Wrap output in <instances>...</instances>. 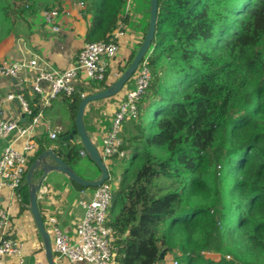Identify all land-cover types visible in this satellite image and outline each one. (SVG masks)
I'll list each match as a JSON object with an SVG mask.
<instances>
[{"label":"trees","instance_id":"16d2710c","mask_svg":"<svg viewBox=\"0 0 264 264\" xmlns=\"http://www.w3.org/2000/svg\"><path fill=\"white\" fill-rule=\"evenodd\" d=\"M63 1L0 0V43ZM73 1L86 4L88 42L109 40L129 17L126 0ZM146 59L152 78L139 117L124 125L107 222L118 264H158L168 253L176 264H264V0H160ZM107 78L98 86L117 80ZM82 93L61 94L74 126L41 138L30 165L50 146L73 168L89 157L78 134L65 139Z\"/></svg>","mask_w":264,"mask_h":264},{"label":"built area","instance_id":"2783aa9c","mask_svg":"<svg viewBox=\"0 0 264 264\" xmlns=\"http://www.w3.org/2000/svg\"><path fill=\"white\" fill-rule=\"evenodd\" d=\"M135 1L126 0L123 15H132V4ZM76 3L80 11L85 10L86 4L83 1ZM61 14L59 9L44 13L47 25L55 33L61 31ZM121 23L122 21L110 34L109 40L86 42L78 58L63 70L49 69L38 58L0 60V76L3 77L16 78L24 71L32 69L36 71L30 81L31 90L34 93L33 100L25 96L26 87L23 82L19 83L18 91L10 93L7 97L9 100L20 101L30 121L23 124L16 117L0 120V138L5 139L16 133V140L23 139L22 147L18 148L10 143L0 155V264H8L7 258L15 257L19 261L11 264L22 262L25 244L21 239L6 237L11 221V211L2 204L6 192L12 195L13 199L22 201V189L28 185L26 176L31 166V156L40 148L35 140V128L43 119L44 109L49 107L52 101L62 93L67 95L75 93L80 80L89 83L103 82L108 79L109 68L121 50V38L127 32L126 26ZM151 78L149 63L144 57L118 97L117 108L108 118L110 125L101 134V145H96L105 163L115 158L122 160L126 156V151L121 148L124 125L127 121L139 117V101L146 94ZM82 96L86 95L82 93ZM33 106L38 107L36 114H34ZM47 129L50 130L49 127ZM57 134L56 131H48L52 139H56ZM81 153L84 155V151ZM114 177L115 180H113ZM120 180L121 173L109 172V178L96 187L92 197H83L76 202L84 211L72 236L59 226L55 215L50 213L46 217L45 227L51 237L56 264H118L115 233L107 222L113 194ZM205 253L209 256H216L211 252Z\"/></svg>","mask_w":264,"mask_h":264},{"label":"crops","instance_id":"0c3cea01","mask_svg":"<svg viewBox=\"0 0 264 264\" xmlns=\"http://www.w3.org/2000/svg\"><path fill=\"white\" fill-rule=\"evenodd\" d=\"M60 11L62 12L60 32H53L50 26L47 25L44 18L45 11L38 12L31 19L30 33L12 34L0 43V60L38 58L45 63L43 64L44 66L52 70H63L69 67L78 58L84 44L88 42L86 34L90 25V15L80 11L76 1L73 0H64ZM128 16V20L121 23L126 26L127 32L121 38L119 56L109 68L108 84L119 78L129 65L132 53L134 51L137 52L144 40L150 19L149 0H136L135 6L132 7V15L129 14ZM35 73L36 71L32 69L24 71L16 78L0 76V120L16 117L23 124H27L30 121L28 115L24 113L20 101L17 99L9 100L7 97L10 93L18 91L19 83L23 82L26 87L24 90L25 96L27 99L33 100L34 93L31 90L30 81ZM77 88H82L83 94L89 95L98 92L104 87H99L97 82L87 83L80 80ZM121 91L115 96L90 103L85 110V125L96 145H101V134L110 125L108 118L117 108L118 97L122 94ZM64 112L68 114V119H64ZM73 126L72 110L66 104L64 96L60 95L52 101L49 107L44 109L43 119L35 128V140L39 143V140L45 137L46 140L53 141L54 139L50 138L48 131H56L58 133L62 129L67 130L73 128ZM48 127L50 130L47 129ZM16 136V133H13L5 139L0 138V155L10 143L15 147H22L23 139L16 140ZM76 142L81 143L80 138H76ZM49 148L55 150V146H50ZM35 155L36 153L31 158ZM48 161L52 162V160ZM119 162L115 158L106 163L110 173H117ZM74 170L89 180H95L101 176L100 169L87 156H83L74 165ZM35 173L38 174V179L36 181L33 180V182L38 183L43 171L38 169ZM29 190L30 188L28 187V200L26 189H22L21 202L13 199L8 192L4 195L2 205L8 207L11 211V221L7 228L6 237L21 239L24 242V254L20 264H49L42 237L30 210ZM94 191V188H80L63 172L52 171L48 173L38 193L39 207L44 220L51 213L57 217L58 224L64 232L70 236L74 235L77 223L84 211L76 202L83 197H92ZM170 255L171 253H168L167 257ZM18 261L17 257L7 258L8 264ZM158 264H162V262Z\"/></svg>","mask_w":264,"mask_h":264},{"label":"water","instance_id":"95a60500","mask_svg":"<svg viewBox=\"0 0 264 264\" xmlns=\"http://www.w3.org/2000/svg\"><path fill=\"white\" fill-rule=\"evenodd\" d=\"M159 1L160 0H150V19H149V26L146 31V35L144 40L142 41L141 45L139 46L133 60L130 64L125 68L123 73L119 76V78L108 87L99 90L98 92L91 93L83 97L79 108L78 113L76 116V129L73 132L65 136V139L73 140L75 135L78 134L81 144L86 150L89 158L97 165V167L101 171V176L95 180H89L81 176L78 172L74 170L72 166H70L67 162L63 160L57 153L54 152L53 149H47L42 152L38 158L31 164L28 172H27V182L29 185V195H30V210L34 217L36 226L38 231L42 237L47 259L49 264H56L52 242L49 232L45 227V222L43 219L42 211L39 207L38 202V193L41 189L44 179L46 178L47 174L52 171H60L65 173L72 181L81 185L83 187H98L100 186L106 179L109 178V169L107 164L103 160L99 149L97 148L96 144L92 140L84 120V114L87 106L98 100H102L105 98H109L118 94L126 83L131 79L134 75L135 71L137 70L140 62L146 57L152 42L155 37L156 32V24H157V17H158V10H159ZM48 160H52L49 162ZM41 169L43 171L42 177L40 178L38 183L33 182V175L35 171ZM166 250H163L161 253L160 258L162 259L165 255Z\"/></svg>","mask_w":264,"mask_h":264},{"label":"rangeland","instance_id":"374dc122","mask_svg":"<svg viewBox=\"0 0 264 264\" xmlns=\"http://www.w3.org/2000/svg\"><path fill=\"white\" fill-rule=\"evenodd\" d=\"M132 6H135V2L132 4ZM131 6V7H132ZM149 6H150V0H149ZM41 12V11H39ZM129 15V14H127ZM99 85V84H98ZM150 116V114L148 115V117ZM68 114L66 112H64V119H68ZM128 122V121H127ZM64 130V129H62ZM77 139H79V137H77ZM120 161V160H119ZM118 169L116 170L118 173H121L122 172V169H123V164H122V160L121 162H119L118 164ZM120 168V169H119ZM38 179V174L37 173H34V178L33 180L36 181ZM113 180H115V177L113 178ZM94 189H96V187H93ZM176 256V253H171L170 256H168L166 259H164V261H162V264H175L176 261H177V258L175 257ZM215 256V255H214ZM161 263V262H160Z\"/></svg>","mask_w":264,"mask_h":264}]
</instances>
